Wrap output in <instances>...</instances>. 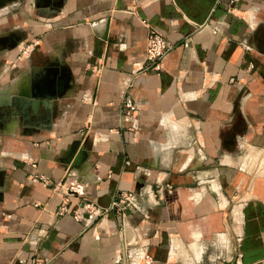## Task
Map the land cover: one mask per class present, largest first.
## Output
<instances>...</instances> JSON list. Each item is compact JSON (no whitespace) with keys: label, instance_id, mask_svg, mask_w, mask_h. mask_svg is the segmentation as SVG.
Here are the masks:
<instances>
[{"label":"crops","instance_id":"crops-1","mask_svg":"<svg viewBox=\"0 0 264 264\" xmlns=\"http://www.w3.org/2000/svg\"><path fill=\"white\" fill-rule=\"evenodd\" d=\"M141 19L169 44L158 69L141 70ZM0 27L15 44L0 83L23 69L29 85L13 92L61 83L49 121L0 119V264L33 251L50 264H264V175L250 178L264 146V0H16ZM67 179L86 196L59 215L53 187ZM120 191L136 202L129 260L118 211L72 214Z\"/></svg>","mask_w":264,"mask_h":264},{"label":"built area","instance_id":"built-area-1","mask_svg":"<svg viewBox=\"0 0 264 264\" xmlns=\"http://www.w3.org/2000/svg\"><path fill=\"white\" fill-rule=\"evenodd\" d=\"M141 23L143 26L147 28V35L145 39V50H144V65L141 67V70L148 68L158 69L161 60L165 56L166 52L169 49V44L163 35L151 27L146 20L141 19ZM121 110L123 116L129 117L135 111V104L130 98H125L121 103ZM84 183L77 180H62L58 181L53 189L58 193L61 197V204L58 209V214L63 215L69 212L68 202L71 198H84L86 196ZM136 202L134 201V193L132 191H120L115 195L114 198L110 201L108 206L103 209V211H99L96 203L87 200L83 202L82 208L80 211L73 210L72 214L74 218L77 219H85L86 222L94 221L101 213L105 214V212H109L110 210H116L121 215V225L120 232H123L125 228V213L124 210L135 209ZM125 244V242H124ZM129 249L124 246L123 258L125 260H129L130 252ZM151 257L146 256L144 259V264H150ZM28 264H50V259L46 257L39 256L36 251L31 252L28 256Z\"/></svg>","mask_w":264,"mask_h":264},{"label":"water","instance_id":"water-1","mask_svg":"<svg viewBox=\"0 0 264 264\" xmlns=\"http://www.w3.org/2000/svg\"><path fill=\"white\" fill-rule=\"evenodd\" d=\"M61 83L57 85L42 84L38 87L32 88V95L28 89L20 92H11L8 98L0 102V110L10 112L12 115H22L21 121L24 125L34 123L38 117H43L44 120L49 121L53 113V99L61 93ZM30 121V122H29ZM77 142L73 143L67 151L64 158V163H69L75 155L77 150ZM79 153L75 156L73 163L78 161ZM125 245L128 248L137 247L139 242L132 234L129 227L124 228Z\"/></svg>","mask_w":264,"mask_h":264},{"label":"rangeland","instance_id":"rangeland-1","mask_svg":"<svg viewBox=\"0 0 264 264\" xmlns=\"http://www.w3.org/2000/svg\"><path fill=\"white\" fill-rule=\"evenodd\" d=\"M9 19L12 20L13 17H11ZM6 45L7 44L5 42H3L0 45L2 47V48H0V50L3 49ZM31 47L29 48V51H28L29 54L33 51V49L31 50ZM5 49L8 50L6 47H5ZM0 53H1V51H0ZM25 54L26 53H24V49H22L21 52H19L17 55H15V56L13 55L14 57H13V59H11V65L12 66L15 64L17 65V63L21 60V57L25 56ZM0 62H1V60H0ZM14 67L16 68V66H14ZM14 67H11V72H12V69ZM23 83L25 84L24 87L29 85V76H28L27 70H25V69L22 70L21 74L15 73L12 75L11 79L8 77L7 80H5V82H1L0 83V102L7 99L8 95L11 92H13V90H15V88H20V86H22ZM250 161H252V158ZM256 164H257L258 168H256L257 170H255V171H253V170L251 171V177H250L251 179L254 178L255 174L264 175V146H263L262 150H260L258 153V159H257ZM250 185H251V183H250ZM244 196H247V195H244Z\"/></svg>","mask_w":264,"mask_h":264},{"label":"flooded vegetation","instance_id":"flooded-vegetation-1","mask_svg":"<svg viewBox=\"0 0 264 264\" xmlns=\"http://www.w3.org/2000/svg\"><path fill=\"white\" fill-rule=\"evenodd\" d=\"M16 1V0H14ZM13 0H0V8L1 7H4L6 3H13L14 2ZM4 30L1 29L0 27V45L5 42L7 45L5 46L7 49H12L14 48L15 44H14V41H13V36L11 35H5L4 33ZM10 46V47H9ZM5 47L3 49H5ZM0 48H2L0 46ZM3 49H1L0 51L2 52ZM7 113L6 111H1L0 110V119L1 117H3V114Z\"/></svg>","mask_w":264,"mask_h":264},{"label":"bare ground","instance_id":"bare-ground-1","mask_svg":"<svg viewBox=\"0 0 264 264\" xmlns=\"http://www.w3.org/2000/svg\"><path fill=\"white\" fill-rule=\"evenodd\" d=\"M24 88H25V87H24ZM24 88H22V90H23Z\"/></svg>","mask_w":264,"mask_h":264}]
</instances>
